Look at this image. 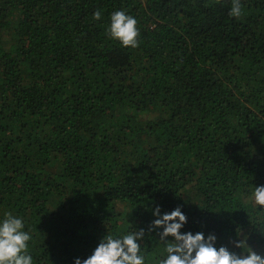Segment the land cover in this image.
<instances>
[{
    "label": "trees",
    "instance_id": "1",
    "mask_svg": "<svg viewBox=\"0 0 264 264\" xmlns=\"http://www.w3.org/2000/svg\"><path fill=\"white\" fill-rule=\"evenodd\" d=\"M240 3L0 0V220H23L33 264L139 229L158 264L153 212L177 206L182 233L264 255V0ZM118 10L137 48L108 36Z\"/></svg>",
    "mask_w": 264,
    "mask_h": 264
},
{
    "label": "clouds",
    "instance_id": "2",
    "mask_svg": "<svg viewBox=\"0 0 264 264\" xmlns=\"http://www.w3.org/2000/svg\"><path fill=\"white\" fill-rule=\"evenodd\" d=\"M229 15L239 18L243 15L240 0H231ZM93 19L100 20L101 12L97 10ZM135 17L123 10L115 11L110 16V25L106 29L111 39L120 42L125 48H137L140 35ZM255 205L264 208V185L255 186L251 194ZM153 215L156 217L148 231L157 232L159 239L166 241L164 255L158 264H264V255L249 250L246 254H236L226 246L216 247L217 237L203 232L182 233L187 223V216L180 206L170 212L161 213L157 207ZM145 230L139 229L119 236L105 235L92 253L85 259L76 258L74 264H146L141 254L139 241L143 240ZM168 238H171L169 241ZM31 236L24 231L23 220L6 213L0 220V264H33L28 251ZM236 248H242L241 241L234 242Z\"/></svg>",
    "mask_w": 264,
    "mask_h": 264
}]
</instances>
